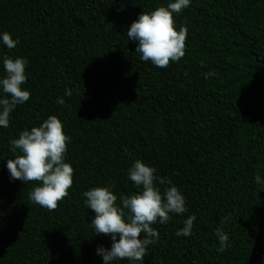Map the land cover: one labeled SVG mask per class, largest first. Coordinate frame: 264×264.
Masks as SVG:
<instances>
[{
  "label": "trees",
  "instance_id": "obj_1",
  "mask_svg": "<svg viewBox=\"0 0 264 264\" xmlns=\"http://www.w3.org/2000/svg\"><path fill=\"white\" fill-rule=\"evenodd\" d=\"M167 3L0 0V32L19 38L13 49L0 44V56L27 59L30 92L0 127V264H102L95 249L111 241L88 225L82 193L111 185L119 204L137 191L127 179L136 159L170 179L187 209L151 225L159 239L144 264H248L264 206L254 183L264 179V0H190L173 14L177 30L187 28L184 56L160 68L139 59L126 29ZM49 115L71 138L73 168L53 210L29 199L39 182H10L4 167L9 141ZM190 214L191 234L177 237ZM216 228L229 238L222 251Z\"/></svg>",
  "mask_w": 264,
  "mask_h": 264
},
{
  "label": "clouds",
  "instance_id": "obj_2",
  "mask_svg": "<svg viewBox=\"0 0 264 264\" xmlns=\"http://www.w3.org/2000/svg\"><path fill=\"white\" fill-rule=\"evenodd\" d=\"M189 4L190 0H168L166 6L141 12L127 27V39L136 43L135 52L141 61L166 68L170 61L176 62L184 56L187 28L180 25L177 30L173 14L180 13ZM18 43L19 38H11L6 31L0 32V44L6 48L13 49ZM27 63L23 57L0 56L3 68V75H0V127L7 128L16 106L29 99L30 92L22 87L26 81ZM211 75L207 72L204 77L207 79ZM63 95L71 96L72 90L65 88ZM56 103L63 105L65 100L57 97ZM70 139L63 131L62 122L49 115L38 126L20 131L17 138L9 141V151L14 154V158L7 159L4 164L9 181L39 182L29 192V199L48 210L55 209L72 186L73 168L65 160ZM127 179L137 191L120 195L119 204L111 185L94 186L82 193L83 203L94 213L88 225L95 235L104 234L111 241L109 247L98 245L95 249L102 264H117L123 259L129 264H144L147 247L159 239V233L151 225L166 224L171 214L187 212L185 197L171 180L157 176L156 169L142 160L131 163ZM254 183L264 189V179L259 174L254 177ZM163 185L169 186L162 188ZM195 218L194 214L188 215L175 235L189 236ZM214 235L222 251L228 235L221 228H216Z\"/></svg>",
  "mask_w": 264,
  "mask_h": 264
},
{
  "label": "water",
  "instance_id": "obj_3",
  "mask_svg": "<svg viewBox=\"0 0 264 264\" xmlns=\"http://www.w3.org/2000/svg\"><path fill=\"white\" fill-rule=\"evenodd\" d=\"M260 64L263 66V73H264V51H263V56L260 60ZM263 257H264V206H263L262 215H261L258 231L256 234L254 246L248 264H262Z\"/></svg>",
  "mask_w": 264,
  "mask_h": 264
}]
</instances>
